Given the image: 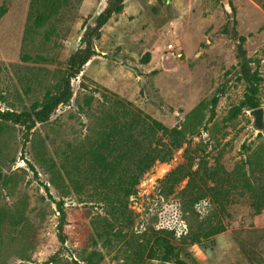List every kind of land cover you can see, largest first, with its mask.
<instances>
[{
  "label": "rangeland",
  "instance_id": "1",
  "mask_svg": "<svg viewBox=\"0 0 264 264\" xmlns=\"http://www.w3.org/2000/svg\"><path fill=\"white\" fill-rule=\"evenodd\" d=\"M30 4L0 0L5 7L0 111L21 113L53 89L69 55L81 46L84 25L94 24L108 0H70L59 15L29 34ZM234 29L244 37L243 47L263 78L259 106L264 108V0H125L123 11L94 40L90 60L70 78L71 97L46 122L23 115L2 121L0 264H81L91 250L102 253L99 264H131L126 251L144 231L166 228L179 236L208 218L221 219L225 230L212 236V243L188 245L197 264H264V193L258 210L243 188L225 186L226 197L211 190L197 202L190 195L196 189L183 192L186 186L202 191L221 182L249 149L264 143V130L260 136L254 130L250 110L226 118L245 86L236 78ZM216 94L208 129L142 175L128 201L132 226L106 243L95 233L94 222L105 210L92 196L94 186L86 184L78 194L61 164L70 171L75 153L94 145L99 117L115 110L117 102L170 128ZM204 113L207 119L209 108ZM139 264L170 263L146 259Z\"/></svg>",
  "mask_w": 264,
  "mask_h": 264
},
{
  "label": "trees",
  "instance_id": "2",
  "mask_svg": "<svg viewBox=\"0 0 264 264\" xmlns=\"http://www.w3.org/2000/svg\"><path fill=\"white\" fill-rule=\"evenodd\" d=\"M124 1L108 0L107 6L95 17L94 24L84 25L80 38L81 46L69 55L65 72L58 78L53 89L46 90L40 100H35L28 110L21 113L0 111V130L3 120L20 118L22 115L34 122H46L53 110L71 97L70 78L78 74L90 60L94 54V40L100 38L102 27L123 11ZM69 2L70 0H31L26 33L36 32L53 16L59 15ZM4 13L5 7L0 6V18ZM51 30L52 26L46 32ZM233 36L238 39L236 78L245 86L243 97L229 109L226 117L228 120L234 119L244 109L251 110L260 105V85L263 79L243 47L244 37L238 35L235 29ZM218 96L213 95L208 103H199L185 116L180 125L170 128L157 120L148 121L121 102H117L119 105L115 110L99 117L100 124L96 130L94 145L90 144L75 153L70 171L67 165L61 164L64 174L78 194L82 193L86 184H92V196H97L104 206V214L99 215L94 222L96 235L104 237L103 240L108 244L112 239H120L126 235L127 231L124 229H129L133 224L128 201L137 193L136 185L140 178L155 162H168L174 150L191 137L200 135L202 129H208L206 123L215 116L214 107ZM206 108L210 110L207 119L204 113ZM211 129L210 127V131ZM258 134L260 136L261 132ZM249 150L232 171L222 176L221 182H216L202 191L195 188V185L191 188L186 186L183 192L196 189L195 192H190V195L195 198L194 202H197L209 196L211 190L212 195L221 194L226 197L229 188L225 186L243 188L254 198L253 205L259 210L264 193V143ZM58 175L60 177L59 172ZM62 204V199L57 201L61 211ZM220 211H224L222 204ZM1 218L0 213V227ZM224 230L225 225L219 218H216V222L208 218L195 229L190 228L179 236L166 228L150 229L148 234L144 231L145 234L140 235L142 237L139 241L138 238L135 239L136 246L126 251L125 259L131 264H139L146 259H158L170 264H197L187 248L188 245L203 246L206 241L212 243V236ZM102 257L100 251L91 250L81 257V264H99Z\"/></svg>",
  "mask_w": 264,
  "mask_h": 264
},
{
  "label": "water",
  "instance_id": "3",
  "mask_svg": "<svg viewBox=\"0 0 264 264\" xmlns=\"http://www.w3.org/2000/svg\"><path fill=\"white\" fill-rule=\"evenodd\" d=\"M250 117L253 121V128L256 131L264 130V108L258 106L249 111Z\"/></svg>",
  "mask_w": 264,
  "mask_h": 264
},
{
  "label": "built area",
  "instance_id": "4",
  "mask_svg": "<svg viewBox=\"0 0 264 264\" xmlns=\"http://www.w3.org/2000/svg\"><path fill=\"white\" fill-rule=\"evenodd\" d=\"M173 45H172V43H168V45H167V49H169V50H173ZM178 55H180V54H178Z\"/></svg>",
  "mask_w": 264,
  "mask_h": 264
}]
</instances>
